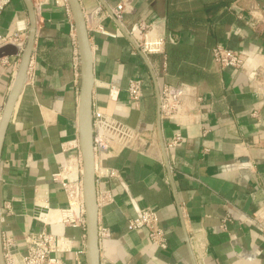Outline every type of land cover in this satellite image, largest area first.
Listing matches in <instances>:
<instances>
[{"label": "crops", "instance_id": "0c3cea01", "mask_svg": "<svg viewBox=\"0 0 264 264\" xmlns=\"http://www.w3.org/2000/svg\"><path fill=\"white\" fill-rule=\"evenodd\" d=\"M85 14L94 66L92 110L113 116L142 135L134 146L111 143L95 157L100 264H264V239L246 222L264 207V30L255 31L235 0H131L121 24L132 30L153 23L167 38L163 58H145L113 16L122 0H79ZM244 7V6H243ZM101 8V12H97ZM264 14V0L245 1ZM30 26L23 0L0 11V34ZM106 32L115 36L104 35ZM223 44L250 64L217 69L211 50ZM22 56L0 53V103L16 81ZM81 60L68 0H40L26 82L15 103L0 158L1 228L5 252L23 264L26 238L42 231L64 238L65 264L87 261V231L62 222L67 195L52 180L69 162L82 160L79 141ZM143 96L130 100V80ZM155 80L184 85L203 97L200 123L158 124ZM254 114V115H253ZM207 130L206 134L203 133ZM183 142L166 146L175 132ZM83 168V160H82ZM108 194L111 200L102 201ZM150 208L158 214L167 248L152 243L129 220ZM225 228L222 227L223 220Z\"/></svg>", "mask_w": 264, "mask_h": 264}, {"label": "built area", "instance_id": "2783aa9c", "mask_svg": "<svg viewBox=\"0 0 264 264\" xmlns=\"http://www.w3.org/2000/svg\"><path fill=\"white\" fill-rule=\"evenodd\" d=\"M35 7L40 0H32ZM245 1L235 0L241 5L239 18L241 14L247 12L250 19V24L255 31L264 30V14L258 8H245ZM11 0H0V11H2ZM59 3V0H57ZM244 6V7H243ZM102 9L98 8L97 12ZM132 11L131 0H122L115 8H109L105 13L113 16L117 22L122 21L126 13ZM104 35L115 36L106 32L101 28ZM131 40L132 47L135 51L142 54L145 58L157 55L163 58L164 67L167 65L166 45L167 38L164 35L158 34L155 31L153 23L140 22L132 30H126V33ZM28 37V27L18 25L17 30L11 36L0 34V49L13 45L17 47V53L23 55L25 43ZM213 65L219 69L227 68L241 69L247 61L244 53L231 49L221 43L213 46L211 50ZM127 92L129 98L133 102H138L143 96V86L139 79H132L129 82ZM203 97L196 96L193 100L186 93L184 85L163 84L159 86V109L162 122H170L176 126H187L200 123L201 120V103ZM5 103H0V122L3 114ZM254 115V114H253ZM93 127V147L95 157L103 155L111 143H117L122 146H134L142 140V135L135 132L113 116L102 112H94L92 115ZM204 129L203 133L206 134ZM184 140L181 132H175L171 140L167 142L166 149L174 148L180 145ZM77 162H69L61 168L57 173L52 175V180L56 184L61 185L67 195L68 207L62 211V222L66 225L78 227L82 226L86 229V207L84 201L83 187V168L82 160ZM111 200V196L104 194L103 202ZM223 220L222 227L225 228ZM246 222H249L258 227L262 238L264 239V207L255 211L250 215ZM130 230L145 228L148 231L150 241L156 244L161 249L167 248V236L165 230L161 227L158 214L156 211L147 208L141 214L128 222ZM108 230L102 228L98 231V236L105 237L108 235ZM64 238L47 231H42L33 234L26 238V253L23 256V264H65L55 256L56 253L66 251ZM11 240L7 238L3 240L4 251L11 245ZM6 264H16L14 256L5 252ZM71 264H85L79 258Z\"/></svg>", "mask_w": 264, "mask_h": 264}, {"label": "water", "instance_id": "95a60500", "mask_svg": "<svg viewBox=\"0 0 264 264\" xmlns=\"http://www.w3.org/2000/svg\"><path fill=\"white\" fill-rule=\"evenodd\" d=\"M26 4L30 26L28 37L25 43V48L22 55L19 72L12 90L4 104L3 114L0 122V158L4 136L10 121L15 103L26 82L28 67L30 64L32 51L34 47L36 35V7L32 0H23ZM75 24L76 34L79 45L80 60H81V101H80V127L79 141L83 160V187L84 201L86 207V231H87V261L88 264H100L99 259V236H98V204L96 195V179H95V153L93 147V127H92V90L94 86V66L93 54L91 50L89 34L86 24V18L79 0H68ZM122 30L126 33L122 24L118 22ZM16 54L17 47L8 45L0 49L2 53L5 48ZM250 61L244 64L247 67ZM243 66V67H244ZM157 100H158V124L161 131V118L159 109V84L155 80ZM162 147L165 145L162 139ZM1 205V200H0ZM1 209V206H0ZM0 264H6L5 251L3 247V237L1 228V212H0Z\"/></svg>", "mask_w": 264, "mask_h": 264}]
</instances>
